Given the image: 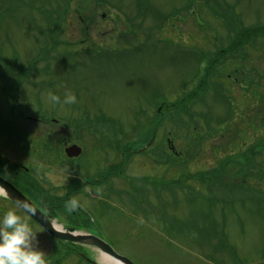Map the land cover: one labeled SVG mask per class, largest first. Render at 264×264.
<instances>
[{"label":"rangeland","instance_id":"rangeland-1","mask_svg":"<svg viewBox=\"0 0 264 264\" xmlns=\"http://www.w3.org/2000/svg\"><path fill=\"white\" fill-rule=\"evenodd\" d=\"M51 1L49 6L47 0H0V82L5 85L0 83V117L11 110L6 92L17 95L26 118L55 125L39 128L16 118V135L29 151L0 133L3 165L38 178L39 195L49 191L50 197H65L63 187L74 183L66 174H78L80 168L78 179L84 181L88 175L83 176L81 166L87 165L91 175L101 171L106 167L103 152L107 167L119 166L113 154L117 143L128 149L127 144L136 145L132 137L139 142L142 131L159 124L147 151L133 157L123 176L110 177L114 190L106 192L107 207L98 201L87 207L92 225L73 226L76 234L95 228L91 234L133 264H264V202L255 199L264 196V155L256 148L264 109V0H94L103 2L99 13L107 14L106 23L92 14L97 13L93 0ZM116 13L122 19L112 35L116 25L111 16ZM47 15L61 20L48 27ZM80 17L95 25L85 29ZM129 28L138 36L120 41L117 36ZM248 30L254 35L244 76L240 60L233 62L236 74L232 61L214 68L211 59ZM117 42L129 46L117 48L122 52L117 56L104 57L109 53L104 44ZM30 70L31 79L26 74ZM218 73L222 77L214 78ZM200 80L208 92L182 103L179 109H186L185 114L179 109L170 114L165 107L161 116L156 114L158 104L169 106L185 98ZM69 92L76 100L65 104ZM50 94L60 103L52 104ZM63 125H77L79 131L72 134ZM56 126L55 138H47L45 131ZM251 126L253 131H246ZM124 132L130 139L124 140ZM253 144L257 157L248 169V162L236 154ZM71 145L76 159L69 160L64 149ZM239 169L243 172L235 175ZM153 180L160 184L155 187ZM39 202L46 205L47 197ZM6 210L15 211L0 201V214ZM19 216L36 233V246L47 264H87L74 250L102 264V254L78 244L65 255L43 230ZM62 219L53 220L60 231L70 227Z\"/></svg>","mask_w":264,"mask_h":264},{"label":"flooded vegetation","instance_id":"flooded-vegetation-1","mask_svg":"<svg viewBox=\"0 0 264 264\" xmlns=\"http://www.w3.org/2000/svg\"><path fill=\"white\" fill-rule=\"evenodd\" d=\"M94 4H95V1L93 0ZM91 14V13H89ZM92 14H95L96 16L99 15L101 20H103L105 23L108 22V20L106 19V15L105 14H102V13H92ZM86 15V14H84ZM78 16H80L78 14ZM79 18V17H78ZM81 19V24H84L82 18L80 17ZM112 22L114 25H116V28H112L110 31L112 33V35H115L114 32L116 30H118V27H117V24L118 22L116 21L115 18H111ZM92 23V25H95V21H91L90 24ZM131 32H133V29L131 30ZM247 32V31H246ZM244 32L242 34H240V36H242L243 38H245L246 40H243L244 43H242L240 46H239V43H240V39L238 37H235V39L231 40V43L227 46V50H228V53L227 54V57L229 59V62L232 61V64L230 63V67H231V70L233 69V73L236 74V73H239L238 70L236 69V65L233 64V62L235 61H241L243 63V70L241 71L242 72V76H244V71H247L248 68L247 65L249 63V57H250V38L247 37V33ZM121 44H115V43H107L106 46H111L113 48H119V47H123V46H127V45H121ZM227 62V65L228 63ZM238 64V63H237ZM235 65V66H234ZM246 69V70H245ZM240 72V73H241ZM219 74V73H218ZM217 74V75H218ZM234 81H238L239 83L241 82H244L243 79L241 80H237L236 78L234 79ZM233 81V82H234ZM258 82V81H257ZM260 82V80H259ZM252 94H256L257 95V91H254ZM263 97V96H261ZM250 115V114H249ZM35 127H39V128H43V126H52L54 124H47V125H44V124H31ZM55 126V125H54ZM65 127V125H63ZM261 127V137L262 139L260 140V144L258 145V149H259V156H263L264 155V109L262 111V116H261V119H260V126ZM58 128V126L55 127V131H52V130H46L45 131V136H47V138H55V133H56V129ZM104 128V127H102ZM258 128V127H257ZM45 129H48V128H45ZM77 132L79 131L78 129H75ZM246 131L248 132H251L253 131V127L251 126V128L249 127V129H247ZM255 131V130H254ZM75 141V140H74ZM20 144L22 143V148L24 150L27 149V151H29L28 147L30 146H27L26 142L24 139H21L20 141ZM246 148V146H245ZM247 149V148H246ZM104 153V157H105V152ZM247 154V158H250V151H246L244 152V155ZM71 159H76V158H69V160ZM38 161H42V160H38ZM104 163H105V160H104ZM75 164V163H74ZM80 166V165H79ZM87 165H83L81 166L83 169H84V172L83 173V176L84 175H88L87 177H84L83 179H87V180H80L78 179L79 176L78 174L81 172L80 171V168L78 170V174H75V172L73 174H66L67 178H68V182L69 183H72L74 182L73 184H70L69 186H62L63 188H66L65 189V192H64V195L65 197H62V194H59V195H55L54 197H50V193L49 191H42V195H39V191L35 188V185H34V179L36 180V182L40 183V180H38V178H34L33 175L31 174H27L26 173V168L24 169L25 170V174H22L16 170L14 171H11L10 169H8L7 167L5 166H2L0 167V175L8 182H10L13 186H15L18 190H20L22 193H24L25 195H27L29 197L28 194H31L33 197H34V200L36 202V207H38L40 210H42L45 214H49L51 211H50V208L51 207H66V204L68 202V197L70 198H75L77 199L78 201H83L85 202L84 205H86L87 207H94L96 202H101L102 200L105 199V195H106V176H103L104 174H106V167L103 168L101 171H98V172H95L94 175H91L90 172H89V168L88 166L86 167ZM98 182V186H95V183ZM80 184H83V186H80L78 187V185ZM89 185V186H87ZM38 195V196H37ZM99 198H97V197ZM43 197V198H42ZM44 197H47V200L48 202L46 203V205L44 204H41L39 202V199L40 200H43ZM93 197L97 198V199H92ZM0 201H3L6 203V205H8L9 207H16L14 204L12 203H9L7 200L3 199V198H0ZM81 207V206H80ZM50 216V215H48ZM76 217L77 218H82L83 215L80 213V212H77L76 213Z\"/></svg>","mask_w":264,"mask_h":264},{"label":"clouds","instance_id":"clouds-1","mask_svg":"<svg viewBox=\"0 0 264 264\" xmlns=\"http://www.w3.org/2000/svg\"><path fill=\"white\" fill-rule=\"evenodd\" d=\"M76 97L66 93L63 103H75ZM52 104L60 103L55 94L49 95ZM0 196L9 199L7 189L0 185ZM26 216H33L36 210L23 199L13 201ZM77 199L71 198L66 204L68 211H75L80 207ZM0 264H47L45 253L36 246V233L28 223L23 221L13 210H6L0 214Z\"/></svg>","mask_w":264,"mask_h":264},{"label":"water","instance_id":"water-1","mask_svg":"<svg viewBox=\"0 0 264 264\" xmlns=\"http://www.w3.org/2000/svg\"><path fill=\"white\" fill-rule=\"evenodd\" d=\"M0 185H3L7 189L10 196L9 200L11 202L18 199H23L24 201L28 202L27 199H25L22 195H20L10 185L6 184L1 179H0ZM30 206L32 205L30 204ZM32 207L36 210V214L29 217L33 221H35L42 229H44L49 234V236L54 240L68 241L71 243L89 246L96 249L98 252H100L101 254H103L107 258H110L111 260H113L118 264H133L130 260L118 255L108 244H106L99 238H96L94 236L72 235L71 232H73V229H69L67 233H63L54 229L51 222L44 215H42L34 206ZM80 256L85 261L94 264V262L86 258V256H84L83 254H80Z\"/></svg>","mask_w":264,"mask_h":264},{"label":"trees","instance_id":"trees-1","mask_svg":"<svg viewBox=\"0 0 264 264\" xmlns=\"http://www.w3.org/2000/svg\"><path fill=\"white\" fill-rule=\"evenodd\" d=\"M27 1H32V0H27ZM25 2V1H24ZM47 2H48V5L50 6L51 5V0H47ZM103 2H99V1H97L96 3H95V7L93 8V10L92 11H96V12H99V9L101 8V4H102ZM137 3V2H136ZM106 5L108 6V5H111L110 3H106ZM136 8L139 10V6H140V4L139 3H137L136 5ZM140 12V11H139ZM118 14V17H116L115 19H116V21L119 23V21H120V19H121V16H120V14L119 13H117ZM140 14V13H139ZM45 18H47V24H48V27H52L53 26V24H54V26L55 25H58V23H59V17H56L54 20H51L50 19V17L47 15ZM84 21V24H82V27H85V29H89V27H90V25H92V23L89 25V23H90V21H93L92 19L89 21V22H86L85 20H83ZM50 22H52L51 24H50ZM50 24V25H49ZM116 28V27H115ZM127 30H129V29H127ZM130 31V30H129ZM83 32H84V30H83ZM253 30H248L246 33L247 34H249V36H253L254 34H253ZM119 37V40L120 41H124V42H127L128 41V39H126V37H131V40L133 39V37H134V35H132L131 33L130 34H125V32L124 33H121V34H119L118 36H117V38ZM149 40V39H148ZM104 46L106 47V44H104ZM103 47V46H102ZM127 48V47H126ZM101 51V50H100ZM103 51H107V50H103ZM109 51V53L108 54H105L104 55V57H111V56H117V54H119V53H122L121 51L119 52L117 49H115V50H108ZM128 53H131V52H129V51H127ZM48 69V68H47ZM45 72H47V71H45ZM205 75V74H204ZM206 84L207 83H204V81H199L198 83H197V86H196V88H194V91H189L188 92V94L185 96V98H179V99H177V101H174V102H172L169 106L166 104V103H161V104H158L157 106H156V108H155V110L157 109V107L158 106H160L161 107V110H163V108L165 107V109L166 108H168V107H170L172 110H174V109H179V107H180V105H182V103L183 104H185V102L187 103L188 102V100H194L195 98L196 99H198V97L200 96V95H202V94H204L206 91H207V87H206ZM8 100H10V108H11V110L13 109V108H15L16 107V109H17V105L15 104V101H13L11 98H8L7 99V101ZM15 104V105H14ZM160 110V111H161ZM161 112H159V113H157L156 112V114H158V115H162V114H160ZM11 118H12V116H11ZM2 119H1V117H0V123H3V121H1ZM160 123H161V121H160ZM146 133H147V131H145L144 132V134H143V131H142V135L140 136L141 138L142 137H145V140H143V142H146L147 141V137L145 136L146 135ZM141 138H139L140 140H141ZM139 142H142V141H139ZM142 142V143H143ZM141 144V143H140ZM226 163H222V164H220V166L221 165H225ZM113 171H117V170H113ZM121 171V170H120ZM222 171V169H220V170H217L216 172H214V174L215 173H217V172H221ZM205 172H207L208 173V170H205ZM204 172V173H205ZM210 172V171H209ZM241 172H243V169H239L238 170V172L237 173H235V175H237V174H241ZM201 173H203V172H201ZM211 173H213L212 172V170H211ZM223 173H225V170H223ZM111 174H113V172H110L109 171V175H111ZM244 177H246V175L245 176H243V178ZM217 178V177H216ZM210 178H207V180H209ZM214 179V178H213ZM219 180H221V179H219ZM207 182V181H206ZM244 182H245V178L242 180V183L244 184ZM259 199H261V198H259Z\"/></svg>","mask_w":264,"mask_h":264},{"label":"bare ground","instance_id":"bare-ground-1","mask_svg":"<svg viewBox=\"0 0 264 264\" xmlns=\"http://www.w3.org/2000/svg\"><path fill=\"white\" fill-rule=\"evenodd\" d=\"M99 260L102 264H118V263L114 262L113 260H111L110 258H107L103 255L99 257Z\"/></svg>","mask_w":264,"mask_h":264}]
</instances>
